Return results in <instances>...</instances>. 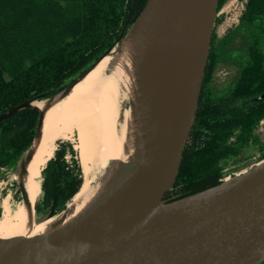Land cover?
I'll list each match as a JSON object with an SVG mask.
<instances>
[{
	"label": "trees",
	"instance_id": "1",
	"mask_svg": "<svg viewBox=\"0 0 264 264\" xmlns=\"http://www.w3.org/2000/svg\"><path fill=\"white\" fill-rule=\"evenodd\" d=\"M224 1H218V9ZM147 2L0 0V115L31 100L51 99L68 88L109 50L121 46ZM241 23L250 31L245 45L248 60L225 97L210 98L203 82L195 123L166 202L222 183L225 175L218 161L229 151V138L238 129L239 140H247L264 117V97H260L264 94V0H248ZM214 52L212 47L210 58ZM40 115L39 108L28 106L0 121V168H20L36 137ZM42 177V192L49 196L52 214L61 213L83 184L71 143L59 142Z\"/></svg>",
	"mask_w": 264,
	"mask_h": 264
},
{
	"label": "water",
	"instance_id": "2",
	"mask_svg": "<svg viewBox=\"0 0 264 264\" xmlns=\"http://www.w3.org/2000/svg\"><path fill=\"white\" fill-rule=\"evenodd\" d=\"M191 1L170 3L187 8ZM218 1L207 0L191 41H186L182 52L184 73L152 158L137 164L122 188L106 203L105 211L89 223L79 238L62 246L0 259V264H258L264 260V159L251 170L216 186L173 201L164 200L178 176L197 116ZM78 79L58 95L65 96ZM36 101L39 100L1 114L0 121L21 108L37 107ZM40 122L41 115L36 137L21 161L20 173L40 144ZM112 211L118 218L116 224L110 220ZM35 220L43 221L37 217ZM98 224L99 233L90 238Z\"/></svg>",
	"mask_w": 264,
	"mask_h": 264
},
{
	"label": "bare ground",
	"instance_id": "3",
	"mask_svg": "<svg viewBox=\"0 0 264 264\" xmlns=\"http://www.w3.org/2000/svg\"><path fill=\"white\" fill-rule=\"evenodd\" d=\"M206 2L192 0L184 8L171 4L170 0H151L115 58L105 55L65 96L34 102L41 112L42 136L19 175L22 200L12 210L10 195L3 202L7 219L0 225L1 260L43 251L48 246H62L72 238H79L89 223L105 211L106 203L122 188L137 164L152 158L166 128L175 94L170 95L167 90L169 94L159 95L163 89L157 84V88L151 85L155 87L151 90L144 74L158 65L161 57L167 61L176 58L177 52L172 50L182 42V52L185 50L186 41H191V33L202 19ZM159 69L165 75L166 70L162 71L160 66ZM126 98L130 101L129 109ZM143 113L147 117L145 127H133L131 119ZM74 133L84 182L60 219L37 222L35 204L42 190V172L56 141H66ZM115 162L119 165L117 171L113 170ZM110 217L114 224L118 222L114 211ZM99 228L100 224L90 232V238L97 236Z\"/></svg>",
	"mask_w": 264,
	"mask_h": 264
},
{
	"label": "rangeland",
	"instance_id": "4",
	"mask_svg": "<svg viewBox=\"0 0 264 264\" xmlns=\"http://www.w3.org/2000/svg\"><path fill=\"white\" fill-rule=\"evenodd\" d=\"M247 1L248 0H225L224 3L221 5V7L217 10V17L215 21V28L213 31L212 44H211V49L212 47L213 50L215 48V52H214V56H211V58L209 55V60L207 64L208 67L206 68V73L203 81L206 84V91L210 98L217 99L229 95L235 83L237 82L242 69L245 67V64L248 60V53L246 51L245 45L250 41V31L246 25L241 23V16L245 10ZM123 46L124 43H122V45L119 48L110 52L109 55L115 58L116 54L121 50ZM171 47L173 48V46ZM172 51L175 54L177 52L176 58H173L172 60L169 59L171 61H167L168 59L161 57L160 63H158V65L160 64L159 66L161 67L162 71H164V69L166 70L164 71L165 75L163 72H162L163 74L159 72L160 70L159 66L156 64H155L156 66L154 65L152 66V68L156 72H154L153 69H151L150 72L147 73V75L144 74L145 77L147 76L144 80L149 79V82H147L149 84H147V86L150 85V87L148 88L151 89L152 87L151 90H153L155 89L156 86H158V88L164 90V91L161 90L162 93H160L159 95L165 94L166 92L167 94L170 93V95L171 92H174L175 94L176 90L178 89V84L184 73L183 68L185 61H184V57H182L183 55L182 49L179 46L178 48L173 49ZM171 66H173V68ZM156 69H158V71ZM158 73L161 74L162 78ZM169 73H171L170 74L171 76L170 75L168 76ZM167 76L169 77V79ZM152 79L153 81H151ZM160 79L163 80L165 84L164 82L163 84H161L162 82L159 81ZM167 79L170 84L167 83L168 82ZM151 85L154 86L156 85V86L154 87ZM167 90H170L169 93ZM125 101H126V107L128 108L130 101L127 98L125 99ZM146 122H147L146 113H143V115H139L137 118L131 119V124L133 125V127L137 126V128H144ZM139 131L140 130H138L137 132ZM239 133L240 130L237 129L235 133L229 138L228 140V144L230 145L229 151L225 152L224 156L218 161L219 162L218 164L223 169V173L225 175L224 180L251 170L257 163H259L262 160V153L264 150V117H262L255 125L252 133L250 134L247 140L240 141L238 138ZM65 140L66 141H64V139L57 140L55 150L59 148V142H68L75 147V150L79 157V152L76 148V145L78 143L77 134L74 133L69 139H65ZM55 150L52 156L49 158V160L54 156ZM67 158L71 160L72 155L68 154ZM113 165H114L113 170L115 171L119 170L118 163L115 162ZM19 173H20V168H17L15 170L8 167L0 168V208L2 209V214L0 217L1 218L0 225H3L7 219L5 210L3 208V202L9 198V195H10L11 210L12 208L16 207V205H18V203L22 200V190L19 187V175H20ZM42 182H43V177H42ZM42 191L43 189L41 190V194L38 197L35 204L36 208L38 206V211L36 209L37 211L36 215L38 220H47L53 217H54L53 219H60L62 217L61 214L68 207L61 213H56L53 215L51 206H49V196L44 195ZM70 203L71 201L69 202V204ZM69 204L67 205L69 206Z\"/></svg>",
	"mask_w": 264,
	"mask_h": 264
}]
</instances>
